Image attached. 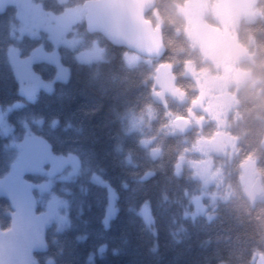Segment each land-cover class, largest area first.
<instances>
[{
	"label": "trees",
	"instance_id": "obj_1",
	"mask_svg": "<svg viewBox=\"0 0 264 264\" xmlns=\"http://www.w3.org/2000/svg\"><path fill=\"white\" fill-rule=\"evenodd\" d=\"M85 1L43 0V6L62 12L67 5ZM185 1L155 0L146 18L161 29L166 50L160 58L143 57L134 65L124 59L127 49L88 32L83 16L69 33L79 39L78 46L59 48L70 69L69 79L55 81L53 91L41 90L34 100L21 95L7 49L15 44L26 55L40 41L50 43L46 36H13L15 5L0 11V108L8 111L12 126L9 134L0 131V176L17 156L11 142L23 139L27 130L46 139L53 153H74L80 161L76 176L55 180L54 190L66 199L69 222L62 230L56 223L46 226L44 247L33 251L40 264H254L257 252L264 259V191L251 201L240 177L242 163L255 156V177L264 190V0H256L259 15L251 22L242 21L237 31L239 45L252 52L240 66L256 80L237 91L240 116L228 127L238 137L237 151L231 159L215 156L224 168L223 182L209 186V196L203 200L207 212L194 216L191 196L202 192V183L186 165L178 173L176 164L196 141L198 128L180 134L174 120L188 117L198 95L196 81L185 74L186 62L198 69L211 64L187 34V21L178 11ZM95 41L104 47V58L78 61L76 51L90 49ZM166 62L172 64L185 102L153 96L156 69ZM33 68L46 79L56 74L49 62H34ZM21 100V106L13 107ZM216 130L210 121L202 133L211 136ZM144 139L150 140L147 146ZM151 148L158 154L153 155ZM94 173L116 191L117 211L107 226L108 190L93 180ZM227 190L230 197L223 200ZM145 203L152 214L150 224L137 212ZM13 211L11 200L0 191L1 228L11 226Z\"/></svg>",
	"mask_w": 264,
	"mask_h": 264
},
{
	"label": "rangeland",
	"instance_id": "obj_2",
	"mask_svg": "<svg viewBox=\"0 0 264 264\" xmlns=\"http://www.w3.org/2000/svg\"><path fill=\"white\" fill-rule=\"evenodd\" d=\"M9 4L15 5L17 9V21L12 27L13 36H46L50 43L48 46L45 41H40L26 55L15 44L7 49L21 95L26 100H34L41 90L53 91L55 81L69 79L70 69L63 63L59 48L67 46L75 49L78 46L79 39L69 33L73 25L83 19L86 8L82 4L67 5L62 12H55L46 9L43 0H0V11ZM178 11L187 21L190 39L211 64L199 69L192 61H187L185 65V74L197 83L198 95L191 102L188 119L193 127L198 128L199 135L192 146L179 156L176 171L181 173L186 165L191 175L202 183V192L191 196L194 204L191 215L194 216L207 212L203 200L209 196V186L223 182L224 168L221 161L216 162L215 156L231 159L237 151L238 137L228 129L230 122H237L240 116L237 91L247 81L256 83L250 70L240 66L242 60L252 58V52L239 45L237 31L242 21H253L260 11L256 0H186L178 5ZM75 56L83 63L99 61L104 58V47L95 41L90 49L77 50ZM142 58L136 52H124V59L129 65L138 63ZM38 61L54 64L55 76L46 79L36 72L33 63ZM153 96L159 101H164L166 96L180 102L186 101L184 90L175 82L170 62L158 65L154 75ZM23 103L21 100L13 107ZM7 112L0 108V131L5 134L12 132ZM210 121L216 124L217 130L213 135L206 136L202 128ZM149 142V139L143 140L146 146ZM262 145L264 147V138ZM11 146L17 149V156L0 176V191L9 197L14 211L11 226L6 229L0 227V264H40L33 251L44 247L46 226L56 223L57 228L62 230L69 222L66 199L54 190L55 180L76 176L80 170V161L74 153H53L46 139L31 134L29 130L23 139L12 141ZM151 152L157 155L159 150L151 148ZM255 165L256 157H248L242 163L240 176L243 190L253 202L260 198L252 190ZM27 173L33 177H27ZM92 178L108 190L104 217L107 226L117 211L116 191L100 174L94 173ZM229 197L230 190L221 196L223 200ZM39 205L43 206L41 210H37ZM137 212L148 224L152 222L148 203ZM254 264H264L262 254L255 253Z\"/></svg>",
	"mask_w": 264,
	"mask_h": 264
},
{
	"label": "water",
	"instance_id": "obj_3",
	"mask_svg": "<svg viewBox=\"0 0 264 264\" xmlns=\"http://www.w3.org/2000/svg\"><path fill=\"white\" fill-rule=\"evenodd\" d=\"M155 0H86L84 22L87 31L100 33L111 44L124 47L146 58H160L165 53L162 31L146 18L155 7ZM180 134L192 131L185 116L175 118ZM256 195L263 193L260 178L252 183Z\"/></svg>",
	"mask_w": 264,
	"mask_h": 264
}]
</instances>
